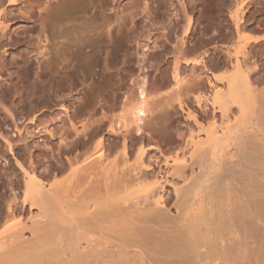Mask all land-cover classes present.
<instances>
[{"label":"bare ground","instance_id":"obj_1","mask_svg":"<svg viewBox=\"0 0 264 264\" xmlns=\"http://www.w3.org/2000/svg\"><path fill=\"white\" fill-rule=\"evenodd\" d=\"M54 1L0 0V49L5 45L14 46L9 22L35 21L36 14L48 13ZM81 1L56 2L57 6L62 4V9L49 13V24L41 27L47 43L41 49L34 47L40 58L63 50L71 53L82 67L88 63L99 64L105 43L101 32H95L91 26L83 27L85 22H80L86 12ZM118 1L111 0L112 8L117 7ZM240 1L235 10H229L228 18L235 35L230 40L244 47L264 40V34L242 35L250 23H245L248 18L244 19L245 11H238L247 3ZM28 2L32 11L25 7ZM147 5L148 0H144V9ZM19 7L22 10L14 12ZM66 16L70 20L56 27ZM190 31L188 20L184 36L172 46L171 73L177 75L182 65L191 66V71L202 66L201 74L189 79L188 88L216 89L211 98L206 94L195 96L192 101L179 98L180 101L174 98L176 93L181 95L177 82L176 89L173 88L176 93L171 90L176 96L169 94L152 111L155 117L183 119L181 126L189 134L181 138L183 144L176 151L188 160L166 156L158 145H142L150 137L147 118L151 107L146 81L138 76L131 82L136 87L133 103L129 104V97L124 95L119 113L103 117L108 118L105 133L95 140L97 144L93 140L94 147L89 142L94 151L90 152L88 140H83L86 136L91 139L88 132L91 125L82 124V129H78L70 121L68 128L74 132V140L65 142L68 138L60 139L59 132L57 149L48 148L57 164L62 160L57 158L64 153L62 149L69 155L76 152L73 160L69 155L66 157L68 166L73 162L70 166L76 167L77 174L67 175L65 187L64 183L60 186L59 179L48 184L36 169L29 171L19 159L14 160L15 168L25 180L23 202L28 203L29 211H37L14 221L11 219L14 207H8L6 217L10 219L0 226V264H264V87L259 88L264 74H260L261 68L255 59L263 52L254 47L250 52L233 54L227 50L230 47L222 44L233 70L232 74L218 76L203 66L202 56L182 58L185 46L189 45L186 37ZM217 35L225 36L220 32ZM148 51L149 48L142 47L139 58L148 55ZM4 73L5 65L0 61V74ZM62 115L68 116L63 104L53 119ZM206 117H217L219 127L214 132L207 130L205 137L201 130ZM232 118L234 123L230 122ZM37 119L35 115L28 119L22 130L14 124L13 132L18 137H22L21 132L29 136L34 131L51 133ZM103 121V124L97 123L98 129L105 126ZM7 135L0 131V139L12 148L11 134ZM135 139L141 144H137V155L130 160L129 142ZM118 143L121 150L116 148ZM80 145L86 151H76ZM104 146L107 153L102 155ZM115 149L119 156L113 154ZM51 167L44 176L54 177L58 173L52 172ZM60 170L57 171L60 173ZM197 186L200 187L196 191ZM10 195L13 199L12 189Z\"/></svg>","mask_w":264,"mask_h":264},{"label":"rangeland","instance_id":"obj_2","mask_svg":"<svg viewBox=\"0 0 264 264\" xmlns=\"http://www.w3.org/2000/svg\"><path fill=\"white\" fill-rule=\"evenodd\" d=\"M59 1L62 2V0ZM56 2L58 3V0L53 2L48 13L36 14L35 21L27 22L14 19L9 22L11 24L9 35L14 41V46L5 45L0 49V61L5 65V73L0 74V131L4 135L10 133L12 140V148H8L0 139V226L5 220L10 219L6 217L9 215L7 211L9 206L14 207L13 218L10 216L14 221L22 220L28 216L27 213L37 211L35 209L29 211L28 203L23 202L25 180L21 172L16 169L15 161L19 159L18 161H21L23 164L20 163L29 171L33 168L36 169L38 174H42L43 178L49 182L48 184H54V181L59 179L57 182H61L60 186L64 183L62 186L65 187L66 177L70 174L71 176L73 174L72 177H74L77 174L76 167L70 166L73 163L70 161L69 166L72 168H69L66 159L69 153L67 154V151H63V149L60 151L64 152V155L60 153L61 156L57 157L59 160L62 159L63 164L58 159V164L55 163L50 157L48 148L55 147L57 149L59 132L62 136L60 139L68 138L65 142L74 140V132L69 130V121L78 125V129H82L80 127L85 126V124L87 127L91 125L92 131L90 126L88 132L92 141L87 136L83 140H88L87 144L89 142L94 144L93 142L105 133L104 127L107 124L105 120L108 118L106 117L104 120L103 117L111 115L113 117L119 113L121 110L120 102L124 95L129 97V104L133 103L136 87L134 82H131L137 80L138 76L143 77L146 81V91L151 107V112L147 118L150 137H146L145 140L148 143L144 140L142 145L145 144V147L149 144L158 145L164 155L178 159L185 157L188 160L187 156L176 151L179 145L182 146V140L189 134L187 129L182 127L181 121L183 119L180 118L176 121L173 116L160 118L155 117L152 113L153 109L157 108V104L163 103L171 93L174 96L177 95L174 97L176 100L178 98V100L185 99L184 101H188L191 99L190 101H192L195 96L200 97L206 94L207 97L211 98L210 94H213L216 89L188 88V82L192 76L201 74L202 66L195 67V71H191V66L182 65V69L180 68L177 75L171 73L174 57L172 46L184 36L188 20H190L191 31L186 40L189 45L185 46L182 58L190 60L202 56L203 66L210 72L221 76L222 74H232L233 70L230 62L226 59L225 52H223L226 48L221 47L222 44L230 47V50L229 48L227 50L233 54H240L245 50L250 52V50L259 47L263 54H259L260 56L257 54L255 59L260 65V74H264V40L257 43L250 42L244 47L242 43L230 40L232 35V39H235V35L230 25L228 12L231 9L235 10L236 5L237 7L238 4L240 5V0L239 2L238 0H148L145 9L144 0H119L115 8H112L111 0H82L81 6L86 8V12H83L80 22L86 23H82L83 27L91 26L95 32H101L105 43L100 54L99 64L94 66V64L88 63L84 67L76 63L71 53L62 50L57 54L52 53L40 58L34 48L38 46L41 49L47 43L41 27L49 24L47 21L49 13L60 12L62 9V4L57 6ZM246 2L245 6L243 5L238 10L240 12L241 10L245 11L244 19L248 17L245 19V23L246 21L248 24L250 23L242 35L264 34V0H246ZM25 7L32 11L29 2ZM20 10H22L20 7L15 8L14 12ZM252 13H254L253 17L251 16ZM68 17L63 18L60 23L56 24V27L64 26L65 22L70 20ZM218 32L229 36V40L225 36L217 35ZM142 47L149 48V51L146 52L148 55L140 59L138 53ZM3 58L5 62H3ZM143 65L144 70L142 69ZM263 82L264 77L259 84L260 86L258 85L259 88L264 87ZM175 83H177L178 88L180 87L178 93L181 92L179 93L181 95L175 92L177 90L174 91L176 89ZM215 84L219 86L217 81ZM261 85L263 86L261 87ZM180 89L183 90L180 91ZM169 91L171 92L169 93ZM169 99L173 101L171 97ZM176 100L174 99V103ZM61 104L66 108L68 116L66 118L62 115L59 119L54 120V114ZM20 113L22 116L19 115ZM34 115L38 118L37 120L45 123L52 134L49 132L48 134L45 130L41 131V134L34 131L33 136L21 132L22 137H18V134L12 129L14 124H17V127L22 130L28 119L30 120ZM158 118L162 120H158ZM233 119L230 122L234 123L235 120L233 121ZM102 121L105 126L98 129V125L103 124ZM93 127H96L97 130L96 128L94 130ZM218 127L219 120L217 117L215 119L206 117L202 121L204 130H201V133L206 137L207 130L214 132L217 131ZM178 129L184 130H180L183 133L182 136L180 135L181 137L179 136L181 132ZM64 136L66 137L64 138ZM38 140L39 142H37ZM135 140L129 142V146L132 145L135 149L132 150L133 148H131L130 150V147L128 148L130 160L135 156V153L137 155L135 152L137 151L136 147H139L137 144H141L138 139ZM96 142L95 144H97ZM85 143L83 146L87 145ZM95 144L92 146L94 147ZM119 144L116 147L118 149L121 148ZM83 146H78L76 151H86L87 146L88 150H91L90 152L94 151L93 148L90 149V143L84 146L85 148ZM104 148L102 155L107 153V146ZM120 150L118 151L121 152ZM114 151L113 154H116L117 149ZM73 153L71 152L69 155L71 160H73L72 157L76 152ZM57 165H61L62 171ZM49 166L53 167H51L52 172H58L54 177L44 176ZM58 169L61 171L60 173L57 171ZM58 183L56 185L59 186ZM198 187L200 186H197L196 191L199 190ZM10 189L15 193L13 199H11Z\"/></svg>","mask_w":264,"mask_h":264}]
</instances>
